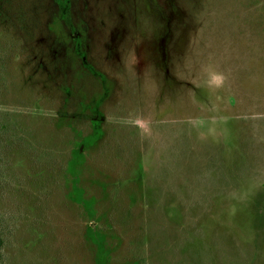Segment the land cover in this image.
<instances>
[{
	"label": "rangeland",
	"instance_id": "1",
	"mask_svg": "<svg viewBox=\"0 0 264 264\" xmlns=\"http://www.w3.org/2000/svg\"><path fill=\"white\" fill-rule=\"evenodd\" d=\"M0 264H264V0H0Z\"/></svg>",
	"mask_w": 264,
	"mask_h": 264
}]
</instances>
